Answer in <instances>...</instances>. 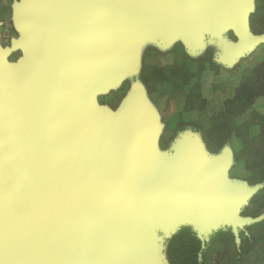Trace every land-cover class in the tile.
<instances>
[{
	"label": "water",
	"instance_id": "95a60500",
	"mask_svg": "<svg viewBox=\"0 0 264 264\" xmlns=\"http://www.w3.org/2000/svg\"><path fill=\"white\" fill-rule=\"evenodd\" d=\"M252 2L21 0L22 57L10 63L0 46V264H162L159 231L191 226L203 243L220 220L235 237L257 220L234 207L263 185L228 183L224 158L207 168L194 143L158 156L139 96L119 122L94 104L130 65L118 42L129 34L186 43L230 28L228 63L264 44L249 33Z\"/></svg>",
	"mask_w": 264,
	"mask_h": 264
},
{
	"label": "rangeland",
	"instance_id": "374dc122",
	"mask_svg": "<svg viewBox=\"0 0 264 264\" xmlns=\"http://www.w3.org/2000/svg\"><path fill=\"white\" fill-rule=\"evenodd\" d=\"M252 6L249 33L251 37L263 36L264 0H253ZM257 6L262 10L255 18ZM22 15L21 0H0V46L9 51L10 63L22 57L17 47L22 31L16 26ZM211 31L206 27L196 41L186 43L181 37H160L153 31L121 38L118 42L130 54L131 63L119 69L114 85L95 93L94 104L119 122L123 107L139 96L157 123L154 144L158 156L168 160L178 149L194 143L205 155L207 168L224 158L225 180L250 190L260 182L245 170L243 162H236L243 146L235 136L258 133L255 125H247L252 113L263 112V102L258 99L249 109L226 102L243 74L264 58V44L228 63L221 57L226 46L237 41L234 32L230 28L214 34ZM262 189L235 205L237 219H257L237 228V237L223 220L206 231L203 243L191 226L159 231L156 251L162 264H264ZM182 229L189 231L179 236Z\"/></svg>",
	"mask_w": 264,
	"mask_h": 264
},
{
	"label": "trees",
	"instance_id": "16d2710c",
	"mask_svg": "<svg viewBox=\"0 0 264 264\" xmlns=\"http://www.w3.org/2000/svg\"><path fill=\"white\" fill-rule=\"evenodd\" d=\"M261 10L262 8L256 7L255 18L261 13ZM258 99L263 102L264 109V58L243 74L233 97L226 103H235L243 109H249ZM248 124L247 128L250 125H255L258 133L255 135L248 133L235 136L243 146L236 162H243L245 170L252 173L255 180L259 181L264 187V110L262 113H252ZM263 191L264 189H262L261 193ZM188 231V229H182L179 236L186 234Z\"/></svg>",
	"mask_w": 264,
	"mask_h": 264
}]
</instances>
